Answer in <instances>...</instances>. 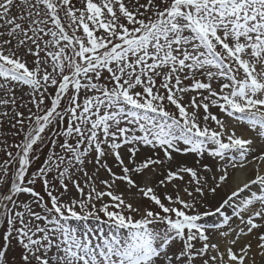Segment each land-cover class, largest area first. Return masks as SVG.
I'll return each mask as SVG.
<instances>
[{
    "label": "snow or ice",
    "instance_id": "obj_1",
    "mask_svg": "<svg viewBox=\"0 0 264 264\" xmlns=\"http://www.w3.org/2000/svg\"><path fill=\"white\" fill-rule=\"evenodd\" d=\"M80 4L0 0V127L7 122L14 136L23 134L18 144L0 141L7 157L0 164V184L10 180L7 193L0 194V264H10L13 253L11 264H264V144L255 157L254 178L214 206L228 168L245 167L256 140L238 136L211 111L217 108L264 140V0ZM26 56L35 58L33 67ZM185 80L191 84L185 86ZM22 85L36 109L28 108L27 116L18 110L27 104L18 105L15 95ZM50 86L56 93L45 108ZM82 90L92 95L81 103ZM49 128V157L26 180L39 158L32 156L34 146L44 142ZM142 147L151 154L141 157ZM189 153L200 158L207 153L216 164L197 160L199 167H192L176 160ZM86 164L94 166L91 175ZM72 169L86 177L87 191ZM102 170L106 179H99ZM53 171L63 191L48 179ZM145 172L156 175L154 186L134 179ZM37 182L48 201L35 190ZM122 183L153 207L127 202L115 191ZM256 185L258 193L242 199L232 215L224 214L234 198ZM21 195L32 197L43 214L20 202ZM101 213L118 231L127 230L123 238L113 234L93 246L66 223L100 220ZM217 215L223 221L217 225L220 240L213 243L202 221ZM233 217L239 221L235 226Z\"/></svg>",
    "mask_w": 264,
    "mask_h": 264
},
{
    "label": "rangeland",
    "instance_id": "obj_2",
    "mask_svg": "<svg viewBox=\"0 0 264 264\" xmlns=\"http://www.w3.org/2000/svg\"><path fill=\"white\" fill-rule=\"evenodd\" d=\"M72 2L76 5V7H81L80 4V0H72ZM141 3H145L146 0H140ZM16 9H13V12H15ZM61 17L63 18V13H61ZM65 23H67L65 21ZM102 31V30H101ZM71 34V33H70ZM77 35H83L82 30L78 31L76 33ZM101 33L98 32L97 35H100ZM41 55H43V53H41ZM25 59L28 62L29 67H33L34 65L32 64V61L35 59L32 56H26ZM108 76L107 72L103 73L102 76V80L101 82H105V78ZM197 79H202V80H206V77L203 76H198ZM160 80L159 78L157 79V84L159 85ZM191 81L190 80H185L184 81V85H190ZM213 87H217V84L214 82L213 83ZM162 91V90H161ZM29 92V89L27 88V86H20L18 88L15 89V95L18 98L17 99V104H21V103H26L27 107H21L18 108L19 111L23 112L25 114V116L28 115V108H31L33 112L36 111L35 107L29 102L31 100V97L27 94ZM56 93V88L50 86L48 88V94H47V98L45 99V104L43 105V107L47 108L50 107V103H51V97L54 96ZM193 93H189L186 95V99L188 97H190ZM71 95V89L68 93L67 96H65V98L61 101V108H64L67 106L68 103V96ZM85 95H92L91 92H85L84 90L81 91L80 94V102L82 103L83 98ZM169 111H175V109L173 107H168ZM201 114H203L202 109H201ZM225 121L227 120V118L224 119ZM231 120V119H230ZM227 122V121H226ZM209 126L213 129H215V123L212 121H209ZM241 125V124H238ZM27 127H28V123L27 121L25 122V131H27ZM15 129H10L9 125L7 124V122L4 123V125L2 127H0V141H7V143L9 145L12 144H18L22 139H23V134L21 133L20 135H13L12 133L15 132ZM52 134V129L49 128L46 130V132L43 134L45 136V140L42 144H38L36 146H34V148L36 149L33 153L32 156L33 157H39L38 159H33V162L29 168V175L28 177H26V180L28 178H30L32 173H35L40 167L44 166V162L48 159L50 151L52 149V145L48 140V137L51 136ZM254 140H256V147L259 146V143L262 142L259 140L258 142V138L257 137H252ZM64 138L61 136L59 138H57V145L55 147V152L58 154H63L61 153V149L59 147L60 143H63ZM264 143V142H263ZM262 144V143H261ZM4 147L3 143H0V149H2ZM14 154L17 151L16 148H11L10 149ZM151 154V150L147 149V148H141V152L139 153V155L141 157L143 156H147ZM250 156V155H248ZM177 157H181V161L180 163H184L187 164L188 166H192V167H199V165L196 163L197 160H200L201 164H209V165H213L216 164V161L213 160V158L208 157L207 153H205V156L203 158L198 157L196 154H192L189 153L187 155H177ZM183 157V158H182ZM186 157V158H185ZM251 158L247 157L248 160L247 161H243V163L245 164V171L248 170V172L250 170H253L252 172H255V168L257 166V164H259V162L257 163V161L255 159H252L256 156H250ZM7 159L6 157V153L4 151H0V164L3 163V161ZM237 160H241L240 157L239 159H235V161ZM249 161H251V163H249ZM191 162V163H190ZM67 163V160H65V164ZM222 163V162H221ZM238 163V162H237ZM239 163H241V161H239ZM18 166V165H16ZM219 165L217 164V167ZM63 169V165L61 166V170ZM15 170V167H13V171ZM85 170L89 173V175H91L94 171V166L92 164H86L85 165ZM116 171H119L118 169H114ZM216 171V168H213V171ZM72 171L74 172L73 175V179H78L81 186L85 187L86 186V177H84V175L80 172H76L75 169H72ZM211 173H208L207 175H210ZM247 175V174H246ZM246 175L244 174L243 178L246 179ZM57 176V172L53 171L52 173L49 174L48 179L52 182V184L55 186V189H58L59 191H63V189L60 188L59 185V181L57 179H55ZM248 177V175H247ZM107 178V174L105 172H103V170L101 171V173L99 174V179H106ZM156 175L153 173H149V172H145L143 175H137L134 177V179L137 181V183H139L141 186L145 185V184H153L155 183L156 180ZM141 179V182H140ZM67 182V181H66ZM10 183V180L8 181V183H4V184H0V194H5L8 191V184ZM97 186L99 188V190H104L103 189V185H99L98 181H97ZM35 190L40 192L41 195L44 197L45 201H48V197L43 189V185L40 182H37L35 185ZM69 189L71 190L72 194H75V189L72 188V185L69 183ZM222 189V188H221ZM230 188L227 189V191H234V190H229ZM258 189L259 186L256 187V189H251L248 192L246 191V193H242L240 197L234 198V202L233 205L228 207L225 210V213H227V215H232L233 214V207H235L237 204H239L241 202L242 199L247 198L248 196H250L252 193H258ZM85 190L87 191V188L85 187ZM171 186H169V191H171ZM117 194H122L124 199L127 202L133 203L134 206H139L142 209L144 207H153L152 205L149 204V202L144 199L141 194L138 192L137 189L135 188H130L129 186H127L125 183L120 184L119 188L115 189ZM54 194H58V193H54ZM225 197V193H222L220 196H217V198L213 199V205L214 206H218L219 202H221V198ZM68 196H65V199H67ZM186 198V197H185ZM107 197H105V202H108ZM19 201L22 203H28L36 212H41L43 214V209L41 207H38L35 203H33V198L30 197L29 195H21L19 197ZM50 206V205H49ZM100 204L99 202L97 203V207H99ZM20 211H23V208L19 209ZM117 211H119V209H116ZM201 211H203V209H201ZM224 213V214H225ZM101 218L100 220H96V219H88V220H75V219H70L68 220L66 223L69 227L76 229L77 234L81 237V238H87L91 240V243L93 246L97 245V244H103V241L105 239H111L113 234L119 235L121 236V238H123L124 234L126 233L127 230H120L118 231L115 227H113V225L107 223V217H104L103 214L101 213ZM137 218H139L137 216ZM205 224V227L209 232L218 230L217 229V225H222V217L217 215L211 218L205 217L204 220L202 221ZM3 228H0V233L3 232ZM214 237H218V232L214 234ZM220 240V238H217V240H215L213 243L218 242ZM0 243H2V241H0ZM199 246V245H198ZM13 254H10L9 259H10V264L13 258ZM18 256H16V260L18 261ZM197 264H199V261H197Z\"/></svg>",
    "mask_w": 264,
    "mask_h": 264
},
{
    "label": "bare ground",
    "instance_id": "obj_3",
    "mask_svg": "<svg viewBox=\"0 0 264 264\" xmlns=\"http://www.w3.org/2000/svg\"><path fill=\"white\" fill-rule=\"evenodd\" d=\"M211 111L213 113L217 114L221 119L227 118L224 114L219 113V110L217 108H212ZM226 121H227L226 123L228 125L235 127L236 134L238 136H244L245 138L256 137L255 133L252 132V131H250L245 125L235 124L234 121L233 120H230L229 118H227ZM216 127L217 126H215V129H216ZM259 140L262 141L261 142L262 144H264L263 143L264 140H261V139L258 138V142H259ZM261 143H260V145H261ZM260 145L258 147H256V149L251 154H249V155L250 156H256V155H258L259 154V147H260ZM250 156H248V157H250ZM238 158H239V154L237 153V154H235V159H238ZM253 159H255V157ZM176 160L178 162H180L181 161V157H177ZM257 163H258V161H257ZM245 168L244 167L243 168H240V167H237V168H231V167H229L228 168L229 175H228L227 181L225 182V184H223L221 186L222 189L220 188L218 190V192H219V195L218 196H220L222 193H225V197H226L231 192V191H227L228 188H230L229 190H236L237 188L242 187L244 183H247L249 180H251V179L254 178V172H252L253 170H250L248 172V170L245 171ZM261 171L264 172V165H261ZM214 172H216V171L214 170ZM244 174L245 175L246 174L248 175V177L246 175V177H245L246 179H243ZM216 175H217V178H218V176L220 175V173L219 172H216ZM140 182H141V179H140ZM257 186L258 185L251 186L249 190L256 189ZM249 190H245L244 193H246V191L248 192ZM216 198H217V196L215 197V199ZM213 202H214V200H212V203ZM225 215H227V213H225ZM222 221H223V218H222ZM233 221H234L233 226H235L236 223H239L238 220H235V217H233ZM222 230H226V226H225V229H222ZM217 232H218V237H214V234L217 233ZM208 234H209V236L211 238V242H214L215 240H217V238H220V236H219V230H215V231L209 232Z\"/></svg>",
    "mask_w": 264,
    "mask_h": 264
}]
</instances>
